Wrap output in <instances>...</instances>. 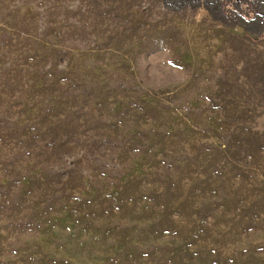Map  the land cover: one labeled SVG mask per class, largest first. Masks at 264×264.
<instances>
[{
  "label": "rangeland",
  "instance_id": "374dc122",
  "mask_svg": "<svg viewBox=\"0 0 264 264\" xmlns=\"http://www.w3.org/2000/svg\"><path fill=\"white\" fill-rule=\"evenodd\" d=\"M208 1L0 0V264H264V22Z\"/></svg>",
  "mask_w": 264,
  "mask_h": 264
},
{
  "label": "flooded vegetation",
  "instance_id": "af4514ba",
  "mask_svg": "<svg viewBox=\"0 0 264 264\" xmlns=\"http://www.w3.org/2000/svg\"><path fill=\"white\" fill-rule=\"evenodd\" d=\"M215 1L213 0H209L208 1V5L211 7L212 12H214L215 14H218V12L220 11V9L222 8L221 5H219L218 3L215 4ZM254 12H253V16L251 18H247L246 20L249 21V23H251L252 21H257L256 15H261L264 17V6L260 5L259 8L256 7L254 8ZM260 22H264V20H260Z\"/></svg>",
  "mask_w": 264,
  "mask_h": 264
},
{
  "label": "crops",
  "instance_id": "0c3cea01",
  "mask_svg": "<svg viewBox=\"0 0 264 264\" xmlns=\"http://www.w3.org/2000/svg\"><path fill=\"white\" fill-rule=\"evenodd\" d=\"M249 2L247 1V4H248ZM254 4L256 5V6H260V5H263L264 6V0H255L254 1ZM253 4V5H254ZM248 15V14H247ZM248 16H250V15H248ZM242 19L243 20H246L247 19V16H245V15H243L242 16ZM256 20H264V17L263 16H261V15H256V18H255ZM263 26H264V24H263Z\"/></svg>",
  "mask_w": 264,
  "mask_h": 264
}]
</instances>
